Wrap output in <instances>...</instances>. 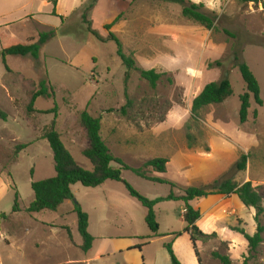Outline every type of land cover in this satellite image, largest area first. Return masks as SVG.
<instances>
[{"label":"rangeland","instance_id":"obj_1","mask_svg":"<svg viewBox=\"0 0 264 264\" xmlns=\"http://www.w3.org/2000/svg\"><path fill=\"white\" fill-rule=\"evenodd\" d=\"M190 1L204 5V12L216 14L214 30L184 18L179 5L164 0H86L42 47L38 60L9 57L8 69L0 60V110L8 115L7 122L0 121V216H7L0 219V264H64L69 257L62 248L54 255L29 253L20 255L19 260L15 243L32 251L33 243L47 239L50 243L52 239V234L43 229L25 239L22 229L24 217L31 216L27 209L34 199L32 182L55 176L53 152L43 139L54 121L76 163L86 170L93 169L83 156L89 145L86 131L79 125L83 112L100 118L102 139L114 157L131 168L143 169L151 178L175 184V194L190 187L232 180L261 187L264 198V0ZM109 24H114L112 32L124 52L133 55L139 70L161 75L155 88L139 72L131 73L125 87L126 68L117 55L116 44L102 43L88 31L90 27L106 38L105 26ZM79 53L95 61L91 72L71 65ZM236 53L256 76L263 101L259 107L251 99L245 124L240 123L239 112L246 85L234 61ZM225 78L231 82L233 95L194 117V97L206 85ZM43 80L54 89L55 97L39 98L36 112L29 114V93L37 91ZM126 92L131 104L123 114L122 108L128 103ZM55 107L57 113H47ZM20 146L24 148L19 150ZM243 154L249 156L247 169L238 172L236 165ZM156 158L169 161L166 173L144 168L147 161ZM123 181L149 200L164 199L154 208L159 235L185 230L184 205L166 200L172 190L169 185L123 171L121 182L107 181L94 189L81 184L72 186L71 202L73 206L78 203L88 214L92 233L124 231L149 236L147 209L129 195ZM16 193L23 218L14 220ZM198 202L202 207V200ZM262 205L264 208V199ZM75 215L65 214L61 219L49 211L41 218L57 219L72 228L74 224L77 227ZM255 216V209L246 208L227 221H242L230 228H244L247 235L253 236L257 232ZM259 223L264 227V213ZM214 225V218L204 214L198 227L205 233L207 226ZM75 235L76 240H82L77 229ZM224 235L232 244L218 236L199 241L197 251L202 264H222L215 254L227 256L232 264H264V233L263 242L254 252L241 234L228 231ZM164 239L160 238L152 250L159 264H171L163 244L172 240L163 242ZM72 257L76 258V252Z\"/></svg>","mask_w":264,"mask_h":264},{"label":"trees","instance_id":"obj_2","mask_svg":"<svg viewBox=\"0 0 264 264\" xmlns=\"http://www.w3.org/2000/svg\"><path fill=\"white\" fill-rule=\"evenodd\" d=\"M44 3L52 4L54 7L53 15L55 14V8L58 0H41ZM170 3L179 5L182 8V16L188 20H192L199 23L208 31L215 29L216 14L204 12V5L193 3L190 0H164ZM259 0H243L245 3L258 2ZM114 24L105 26V30L108 32L106 38L102 37L98 32L92 28H88V31L98 41L102 43L114 42L117 46V55L121 59L123 66L126 68V74L124 78L125 87L127 88L128 82L132 72H139L142 79L146 80L152 88L157 86V83L161 79V75L154 71H142L136 66V61L133 55H127L124 52L123 45L119 38L112 32ZM56 35V31L52 30L49 33H41L37 43L28 45L15 44L4 47L0 53V58L3 66L8 69L7 57H32L34 60H38L41 54L42 47ZM234 61L238 68L240 75L246 85V92L240 97L241 107L239 112V120L241 124H245L248 120L249 110L251 108V99L257 106L262 107L263 101L261 99V87L260 84L251 71L250 67L240 58L237 53L234 55ZM95 65V61H93ZM233 88L228 78L223 79L220 82H212L204 87V89L194 97L192 101L191 112L194 117L206 107L212 105H221L233 95ZM127 98V105L122 108L123 114L127 112L131 101L129 100L127 92L125 93ZM30 102L28 105V113H35V103L39 98L53 99L55 92L50 87L47 80H43L39 83V89L29 93ZM46 113V112H44ZM47 113H57V107ZM254 118L258 117L257 111L253 113ZM0 121L7 122L8 115L0 110ZM79 125L86 131V137L88 140V148L83 151V156L90 162L93 169L86 170L76 163L72 154L66 148L62 141L60 133L56 130L55 121L44 132L43 139L48 142L52 149L54 156V169L55 176L52 178L44 179L37 182H32L31 188L34 192V200L30 204L27 212L29 214L41 213L44 211L56 212L59 207L66 201H73L74 195L72 193V186L81 184L86 188H98L107 181H122V172L130 171L139 178L147 180L152 183L167 184L171 187V193L166 200L182 202L184 205L183 220L186 223V228L183 232L172 234L175 238L181 237L183 233L190 235L193 242L195 253L198 258L199 264L201 259L197 251V243L199 241H205L213 238H217V234H205L199 227L198 222L202 218V214L199 209H195L192 206V202L198 199L207 198L212 195H224L231 197L237 195L246 208H253L256 211L255 222L257 224V232L253 236H249L245 233L244 228H230L231 231L241 234L248 242L250 251L254 252L263 242L262 234L264 233V227L259 223V217L264 213L263 197L260 194L261 187H254L251 182L244 184H238L232 180H226L223 182H216L212 185L205 187H190L182 191V194L176 195L174 189L175 184L166 182L159 178H151L143 169H135L126 165L121 159L116 158L110 152L106 143L101 136V120L95 118L88 112H83L79 116ZM24 147L20 146L18 149L22 150ZM248 155L243 154L240 161L236 165V171L244 172L247 169ZM169 161L165 158H156L147 161L144 164V168H152L154 171L160 174H164L167 171ZM129 195L136 199L143 207L147 209L146 223L151 235L147 239L160 238L159 235V223L157 221L155 206L162 202L164 199L149 200L138 193L130 184L123 181ZM19 194L16 193L15 205L13 213L20 212L19 208ZM74 214L77 216L78 232L83 240L82 250L87 253L92 248L94 238L89 233V216L78 203L74 204ZM6 214L0 216V219H6ZM242 223V221H239ZM68 235L71 237V233L68 228H65ZM164 248L168 252L171 264H181L176 257L171 243H166ZM215 257L222 264H232L231 260L227 256L215 254Z\"/></svg>","mask_w":264,"mask_h":264},{"label":"crops","instance_id":"obj_3","mask_svg":"<svg viewBox=\"0 0 264 264\" xmlns=\"http://www.w3.org/2000/svg\"><path fill=\"white\" fill-rule=\"evenodd\" d=\"M85 1L86 0H58L55 8L56 16H54L53 5L44 3L41 0H0V53L3 48L7 46L35 43L40 34L48 30H55L58 32L59 29L68 23V20L74 17ZM33 27L38 28V31L32 32L31 29ZM8 60L9 57H7L6 61ZM71 65L75 68L85 67L91 72L94 63L90 57L85 56L83 53H79L78 56L73 58ZM201 200L202 207L198 202H201ZM191 204L195 209L200 210L202 218L204 214L214 218L215 225L213 227L207 226L204 230L205 233H216L219 238L232 244L231 241L226 240L224 234L231 231L230 227L235 226L240 220L235 221V224H231L227 220L238 216L240 211L246 209L237 195L231 197L212 195L207 198L195 200ZM73 210L74 206L72 202L66 201L56 212L51 213L58 215L59 218L62 219L65 214L74 215ZM182 211L184 213V210ZM45 212L49 211L24 217V230L22 229V231L23 236H26L25 239H27L29 235L32 236L35 230L43 229L48 231L52 234L50 243L48 239L40 243H33L32 251H29L27 247L22 248L21 245L18 247V244L15 243V253L19 255V260L21 259L20 255H24V257L29 253L35 255L37 253L54 255L64 248L70 254L66 261H64V264H159V257L157 254L154 255L152 249L154 245L159 243L158 240L160 238H166L163 242L172 240V249L181 264H199L196 253H193L195 248L188 233H183V235L178 238H175L172 233H168L160 238L150 240L147 238L151 233L149 236H139L136 233L129 234L124 231L118 233H109L105 231L104 234L101 232L99 234L92 233L90 219L88 231L93 236L94 242L90 251L85 253L81 249L83 245L82 240H76L75 234L76 229L78 232V225L76 227L74 224V227L71 228L65 223H58L56 221L57 219L41 218ZM13 214L14 218L11 219L16 220L23 218V216L20 215L21 212ZM201 220L197 225H199ZM217 226H220L219 231L213 232L216 230L215 228ZM65 228L70 230L71 237L68 235ZM20 244H22V242ZM165 244L166 243L163 244V248ZM72 252H76V258L72 257ZM21 264L32 263L28 262Z\"/></svg>","mask_w":264,"mask_h":264}]
</instances>
